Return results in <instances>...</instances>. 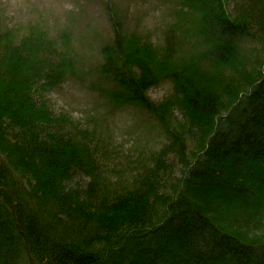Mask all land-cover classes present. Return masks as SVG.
I'll use <instances>...</instances> for the list:
<instances>
[{"label":"trees","instance_id":"1","mask_svg":"<svg viewBox=\"0 0 264 264\" xmlns=\"http://www.w3.org/2000/svg\"><path fill=\"white\" fill-rule=\"evenodd\" d=\"M93 1L110 31L92 58L70 29L0 22V264H264V0H179L178 52ZM70 80L165 134L127 181L44 97Z\"/></svg>","mask_w":264,"mask_h":264},{"label":"rangeland","instance_id":"2","mask_svg":"<svg viewBox=\"0 0 264 264\" xmlns=\"http://www.w3.org/2000/svg\"><path fill=\"white\" fill-rule=\"evenodd\" d=\"M126 26L165 48L180 51L190 15H181L179 0H113ZM0 22L18 29L29 25L53 33L70 29L85 58L96 55L110 31L101 5L93 0H0ZM190 32V31H189ZM172 90L171 82L152 86L147 94L158 102ZM57 114L71 117L75 126L90 130L96 146L97 170L104 182L127 181L132 172L150 160L166 140L161 127L136 106L114 107L96 92L67 81L44 95ZM73 128V124H67ZM72 125V126H70ZM90 176L78 174L74 183L86 184Z\"/></svg>","mask_w":264,"mask_h":264}]
</instances>
